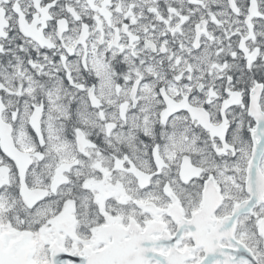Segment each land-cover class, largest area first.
Segmentation results:
<instances>
[{
    "label": "snow or ice",
    "instance_id": "6c2138e0",
    "mask_svg": "<svg viewBox=\"0 0 264 264\" xmlns=\"http://www.w3.org/2000/svg\"><path fill=\"white\" fill-rule=\"evenodd\" d=\"M0 264H264V0H0Z\"/></svg>",
    "mask_w": 264,
    "mask_h": 264
}]
</instances>
